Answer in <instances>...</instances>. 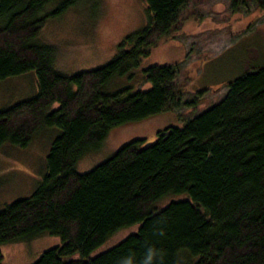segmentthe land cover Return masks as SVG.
<instances>
[{
    "label": "trees",
    "instance_id": "16d2710c",
    "mask_svg": "<svg viewBox=\"0 0 264 264\" xmlns=\"http://www.w3.org/2000/svg\"><path fill=\"white\" fill-rule=\"evenodd\" d=\"M83 1L0 0V84L34 73L37 87L35 96L0 109V149L25 150L53 134L34 191L0 209V247L48 235L61 245L33 264H120L129 256L145 264L149 248L157 253L152 264H264V65L185 120L183 112L197 110V102L185 100L180 65L146 68L137 90L119 81L133 79L202 0H142L143 30L126 37L107 64L65 75L56 68L55 46L40 36ZM229 1L231 13L251 2L264 11V0ZM176 112L182 127L130 142L91 171L77 172L114 129ZM133 226L136 233L92 257Z\"/></svg>",
    "mask_w": 264,
    "mask_h": 264
},
{
    "label": "rangeland",
    "instance_id": "374dc122",
    "mask_svg": "<svg viewBox=\"0 0 264 264\" xmlns=\"http://www.w3.org/2000/svg\"><path fill=\"white\" fill-rule=\"evenodd\" d=\"M146 10L142 0H85L63 18L48 22L40 39L55 46L56 68L60 73L71 75L89 71L107 64L126 37L146 27ZM186 12L187 19L181 31L174 38L162 39L152 49L135 70L134 80L119 81L124 82L120 86L137 90L142 85L146 68L180 65L185 100L197 102V110L194 107L185 109V120L192 113L197 115L222 100L232 80L264 65V11L256 9L253 2L231 13L229 0H202L200 5ZM116 83L114 86L118 87ZM36 92L34 73L1 83L0 109L33 97ZM178 114L164 113L114 129L101 151L86 156L77 164V172L91 171L130 142L151 141L167 128L182 127L183 116ZM52 135L41 134L25 150L10 146L0 149V209L34 191L45 173ZM137 230L138 226H133L119 231L92 257L112 249ZM61 243L58 237L43 235L30 243L1 246L0 251L5 257L4 264H33L43 252Z\"/></svg>",
    "mask_w": 264,
    "mask_h": 264
},
{
    "label": "clouds",
    "instance_id": "9594fccd",
    "mask_svg": "<svg viewBox=\"0 0 264 264\" xmlns=\"http://www.w3.org/2000/svg\"><path fill=\"white\" fill-rule=\"evenodd\" d=\"M155 255H157L155 250L149 248L147 251L145 264H152V260ZM120 264H133V259L131 256L126 257L120 261Z\"/></svg>",
    "mask_w": 264,
    "mask_h": 264
}]
</instances>
